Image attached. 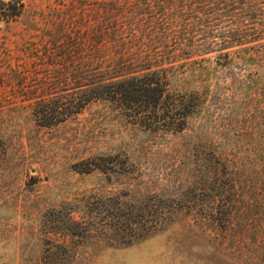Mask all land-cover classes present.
Here are the masks:
<instances>
[{
    "label": "rangeland",
    "instance_id": "1",
    "mask_svg": "<svg viewBox=\"0 0 264 264\" xmlns=\"http://www.w3.org/2000/svg\"><path fill=\"white\" fill-rule=\"evenodd\" d=\"M21 3L20 16L0 19V264H48L39 262L44 240L61 242L46 231L51 209L69 206L77 220L86 204L106 197L136 201L179 185L193 192L204 180H217V197L195 192L197 201L159 233L127 247L89 239L60 264H264V31L221 46L230 30L250 22L237 15L234 25H214L180 0ZM107 9L142 31L144 42L154 31L146 53L161 57L154 65L174 68L170 91H210L182 134L145 131L104 104L55 126L34 122V103L48 94L37 57L41 34L102 26ZM218 52L227 58L215 59ZM193 142L210 143L230 166V187L222 172L212 177L200 163L192 167ZM92 164L103 170H87Z\"/></svg>",
    "mask_w": 264,
    "mask_h": 264
},
{
    "label": "trees",
    "instance_id": "2",
    "mask_svg": "<svg viewBox=\"0 0 264 264\" xmlns=\"http://www.w3.org/2000/svg\"><path fill=\"white\" fill-rule=\"evenodd\" d=\"M180 1L185 8L188 4L199 20L214 25L224 19L227 24L234 25L237 15L250 22L244 29L230 30L234 36L230 35L228 39L231 41L221 46L239 43L252 33L264 31V0ZM21 12V0H0L1 20L12 21ZM103 19L102 26L100 22H94L88 30L54 29L41 34L37 57L43 68L41 84L48 94L36 101L31 110L36 125L50 127L62 124L74 119L90 104H104L145 131L180 135L188 130L189 119L204 109L210 91L198 92L196 88L189 92L170 91L174 68L154 65L160 63L161 57L146 53L145 43L153 39L154 31L146 33L144 42L141 39L143 32L130 28L132 24L118 17L112 9H107ZM215 33L210 32L211 40ZM201 45L205 48L209 44L203 41ZM227 56L228 53L218 52L214 58ZM199 62H209V59ZM205 145L202 147L199 142L191 144L189 157L192 167L200 163L201 171L212 177L222 172L223 185L230 187V166L219 158L210 143ZM2 150L0 145V153ZM87 170L103 169L92 164ZM215 181L204 180L201 188L196 186L193 192L179 185L170 193H148L136 201L106 197L105 203L95 201L86 204L89 206H85L77 220L71 216L76 210L69 206L51 209L46 222L53 223V226H48L46 231L48 234L59 233L61 242L45 239L46 247L39 256V262L65 263L73 257L74 248L89 239L127 247L151 237L189 210L190 199L191 203L192 198L196 200L195 192L208 191L209 198L217 197L220 185L215 186ZM209 210L211 212L214 208Z\"/></svg>",
    "mask_w": 264,
    "mask_h": 264
}]
</instances>
